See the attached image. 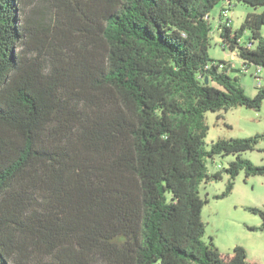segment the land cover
Listing matches in <instances>:
<instances>
[{"label": "trees", "instance_id": "obj_1", "mask_svg": "<svg viewBox=\"0 0 264 264\" xmlns=\"http://www.w3.org/2000/svg\"><path fill=\"white\" fill-rule=\"evenodd\" d=\"M24 1L0 0V264H257L204 241L201 187L228 175L223 198L242 171L264 176L243 157L264 133L205 141L207 112L264 101L263 82L250 96L211 57L210 14L263 8L216 29L256 73L264 0H38L56 12L43 35Z\"/></svg>", "mask_w": 264, "mask_h": 264}, {"label": "rangeland", "instance_id": "obj_2", "mask_svg": "<svg viewBox=\"0 0 264 264\" xmlns=\"http://www.w3.org/2000/svg\"><path fill=\"white\" fill-rule=\"evenodd\" d=\"M222 5L218 4L212 11L218 12ZM228 6L226 4L224 8ZM262 10V7L255 8L243 2L234 1L223 19L229 18L230 24L236 30L241 28L249 13ZM20 16L23 23L42 35L52 32V29L50 31L51 25L56 29V23H50V20L56 18V12L42 1L25 0L23 4H20ZM211 22L213 26L209 49L211 57L230 63L236 70H229V74L239 76L246 93L254 96L258 91L257 85H259L254 68L247 69L244 60L238 56L236 51L223 48L221 38L216 32L220 21L212 19ZM62 26L66 27V25ZM261 31L264 36V26ZM250 36L251 32L246 30L243 34V41H248ZM253 47H256V43ZM23 48L26 49L24 46ZM33 48L35 51L28 49L29 55H39V50L36 47ZM260 74L264 83V68ZM206 123L209 126L205 138L206 148H210L212 143L218 139L249 137L264 133V101L259 110L239 106L228 111H209L206 113ZM243 157L251 159L256 164H264V140L260 141L255 150L244 152ZM235 158V155L217 156L214 161L209 159L208 165L211 169H214V164L228 166L229 162ZM227 180L228 175H225L224 179L205 183L201 187V196L208 199L202 212L206 225L203 239L207 243L213 242L224 256L230 255L236 246L241 245L247 250L249 261L264 264V230L259 229L263 224V218L260 214L248 209V207H257L264 210V176L247 177L242 171L236 177L233 191L226 197L216 198V195L225 191ZM251 227L257 229L252 230ZM41 258L43 261L51 262L49 255H42Z\"/></svg>", "mask_w": 264, "mask_h": 264}, {"label": "crops", "instance_id": "obj_3", "mask_svg": "<svg viewBox=\"0 0 264 264\" xmlns=\"http://www.w3.org/2000/svg\"><path fill=\"white\" fill-rule=\"evenodd\" d=\"M224 7H225V5H222L221 9L218 12H216V13L214 11H212L211 14H210V19L211 20L212 19L213 20H216L217 19L218 21H221V15H222V11H223Z\"/></svg>", "mask_w": 264, "mask_h": 264}, {"label": "built area", "instance_id": "obj_4", "mask_svg": "<svg viewBox=\"0 0 264 264\" xmlns=\"http://www.w3.org/2000/svg\"><path fill=\"white\" fill-rule=\"evenodd\" d=\"M229 7V6H228ZM228 10L229 9H226V10H224L223 9V11H222V14H224V15H227V12H228ZM262 70H263V68L262 67H260L258 70H257V72H256V76H257V78H258V80H259V84H261V82H262V78H261V72H262ZM261 78V79H260Z\"/></svg>", "mask_w": 264, "mask_h": 264}, {"label": "water", "instance_id": "obj_5", "mask_svg": "<svg viewBox=\"0 0 264 264\" xmlns=\"http://www.w3.org/2000/svg\"><path fill=\"white\" fill-rule=\"evenodd\" d=\"M206 82H208V78L206 79Z\"/></svg>", "mask_w": 264, "mask_h": 264}]
</instances>
